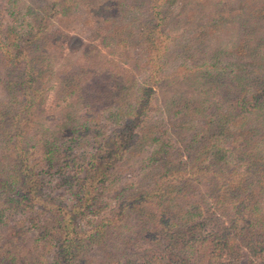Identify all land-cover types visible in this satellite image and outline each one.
<instances>
[{"label":"rangeland","instance_id":"1","mask_svg":"<svg viewBox=\"0 0 264 264\" xmlns=\"http://www.w3.org/2000/svg\"><path fill=\"white\" fill-rule=\"evenodd\" d=\"M154 11L161 79L135 126H124L129 143L105 159L149 84L139 37L146 16L157 24ZM262 88L264 0H0V264L51 261L55 206L79 204L83 176L103 159L111 164L93 203L73 218L90 231L81 264L143 263L164 251L169 230L195 226L203 239L232 221L235 245L209 264H264L254 244L264 223V96L252 100ZM215 173L249 182L253 197L220 203ZM185 251L203 264L207 250Z\"/></svg>","mask_w":264,"mask_h":264},{"label":"trees","instance_id":"2","mask_svg":"<svg viewBox=\"0 0 264 264\" xmlns=\"http://www.w3.org/2000/svg\"><path fill=\"white\" fill-rule=\"evenodd\" d=\"M151 7L153 9H156V7L154 6ZM146 18V22L144 23L143 21L144 24L140 23L142 25V30L140 31L141 34L139 38L143 40L144 44L143 57L145 58V66L147 67L145 70L147 72V77H149V84L144 83V87H138L140 91L137 95L138 101L134 102V105L125 110V124L118 126L115 131L116 133L114 132V145L110 149L109 154L105 159H108V156L111 154H115V157H117L119 151L122 149L121 147H123V145L125 147L129 143L132 136L131 134L133 132H124V126L125 130L131 125L135 126V122L138 118L137 116L142 114L143 108L147 103L148 96L150 94V87H152L153 84L161 79V65L158 60L162 55L165 47L161 46V48L159 49V43H156V41L160 37L163 38L162 32L159 28L161 26L159 13L155 12V19L157 18V24L150 25L151 21L147 16ZM3 52V55H5L7 58L11 56L9 50L4 49ZM238 86H241V82ZM256 93L257 94L252 97V100L257 103L262 102L264 96V88H262V90L257 89ZM259 99H261V101ZM224 158L226 159V156H224L222 159ZM103 160L89 167L91 171L83 176V184L80 187V191H78L81 192V196L78 200L79 204H75L68 209H64L59 205L55 206L56 208H54L55 211L53 218L56 219L59 215H61L57 219L58 225L55 237L59 245L56 247L51 261L48 258H43L42 261L37 262V264H81L80 255L85 246L81 241L85 236L89 235L90 231L87 232L86 230H78V227L74 223L73 218L82 215L87 205L93 203V197L95 196L94 188H96V183L104 178L107 169L104 166H110L111 164L110 159V164L108 163V161H106L105 164ZM202 171H205V174H209V171L206 169V167ZM210 178H212L211 180L213 181V185L215 187L214 191L218 196L217 201H219L220 203L223 200L225 202L229 201L231 197L234 196L243 197L242 195H245L247 192H249L251 194V197H253V192L248 188L250 186V183H244L241 178L239 181H235L234 178H231L228 175L223 176L220 173L210 174ZM21 180H23L25 184L29 185L30 183L25 178ZM21 180H19V183L21 182ZM233 183L234 185H236V187L231 186ZM34 186V184L31 185V187L33 188ZM89 187H91L92 189L90 190ZM254 208H256V211H258V204H255L252 207H248V209H251L253 211ZM235 209L237 211L242 210V206H236ZM233 222L234 221H232L231 223L234 226L231 225L230 228L226 227L220 229L217 234L205 237L203 239L197 238L198 236H196V234H198L199 228L195 226L182 225V227H177L174 230H169L165 235V238H162V241L166 243V248L164 249V251L155 253V256H147L143 263H134L133 261H127L124 264H166L164 261H166L168 257L170 259L172 258V262L176 264H190V262L185 259V255H183V253L186 252L185 250L187 248L192 246L207 250L205 254V260H203V264H209L211 260L213 262L215 260L218 261V259H220L221 253H223L225 250L232 249L235 245V243H233V236L237 235V224ZM260 225H263L261 229V240L259 242L254 241V244L257 247L260 245H264V223H260ZM95 227L98 236L100 233H102L103 226L101 225V223H99L96 224ZM210 248L211 251L209 250ZM207 257L210 259V261Z\"/></svg>","mask_w":264,"mask_h":264}]
</instances>
